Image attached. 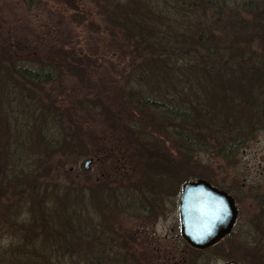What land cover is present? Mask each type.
Returning <instances> with one entry per match:
<instances>
[{
	"label": "trees",
	"instance_id": "obj_1",
	"mask_svg": "<svg viewBox=\"0 0 264 264\" xmlns=\"http://www.w3.org/2000/svg\"><path fill=\"white\" fill-rule=\"evenodd\" d=\"M106 1L110 8L101 13L102 25L100 24V29H97V32H106L108 37H112L109 40L106 38L107 42L110 41L109 46L105 48L106 53L111 51V43H115L118 44L116 55H124L128 52L129 60L132 63L138 61L140 64L131 65V76L126 74V71H122V68H107L106 65H101L102 68L105 67L101 70L108 79L107 82L95 87H99V91L93 102L84 101L78 106L82 112L81 116L78 114L79 110L72 115L64 111L68 114L69 123L78 136L85 129L83 119L89 120L92 123L91 127H94L97 122H100V126L103 124V133L117 141L114 144L118 146V152L109 150L104 141L93 140V143H89L86 136L84 139L79 137V139L67 141L66 134L65 139L62 140L57 137V134H50L51 136L46 137L49 141V150H53L44 156L41 155L44 158L40 165L41 174L33 179L31 174L27 175L23 172L24 169H21L14 174L13 178L7 177L4 181L3 176H7V172L2 173V170L11 171V165L7 157L0 154V207H6V210H9L14 206L18 207V203L19 205L24 203L26 207L23 209H26L27 216L23 222L29 221L26 226L33 228L39 235L37 238L41 237L40 241L46 245L52 242L53 245L59 244L64 238L66 240L72 236L71 232L81 226H85L83 234L86 233L85 229L88 226H94L90 224L91 218L80 211L71 212L68 215L60 212L55 215L56 210L52 208V204L61 203L60 206L68 207L70 204L74 205L79 199H87L95 209L97 204L99 209L103 208L102 212L107 213V223L104 222L109 234H114L112 229L116 227L117 219L110 218L120 217V215L125 218H136L137 212H140L145 219H149V211L154 210L156 206L155 199L158 200V197L162 195L165 197V189L169 187L163 177L174 176L172 169L165 165L166 161L162 163L161 159H171V157L175 159L176 154L183 155V159H195L198 153L207 155L212 153L214 156L223 158V155L225 157L230 153L229 146H235L238 142L233 128L241 127V116L244 117L245 122L247 118L250 120V123L247 122V126L242 128L253 126L257 123L256 120L261 121L264 117V34L256 31L257 34L253 35L249 25L240 17L241 14L246 13L253 19H257V22L264 21V0L252 2L246 0H154V3L147 2L146 5L141 4V0ZM126 3L132 5L131 9L127 10ZM235 8L238 10V15L234 12ZM116 11L119 12L114 13ZM260 17L263 20L259 19ZM258 24L261 26L259 22ZM116 37L121 38L118 40ZM243 42L248 45L258 44V46L256 49L246 51L241 48ZM238 44L240 45L237 46ZM145 54L149 55L148 60L143 58ZM113 56L114 52L109 55L111 58ZM81 57L80 54L78 58ZM93 58L92 62L107 60L100 59L96 55H93ZM2 64L0 65V94L4 93V96H7L4 97V109L8 110H5L0 117V143L1 141L14 142L12 135L11 137L9 134L6 135L10 124H6L4 118L8 120L10 116H18L17 123L23 126L27 122L34 125L33 129L31 127L22 129L18 137L23 140L26 138V142L30 141L34 144L37 140L34 134L40 133V142L45 147L47 141H41L44 139L41 134L45 128L41 118L42 115L47 117L50 111L38 112L41 109L39 105L43 102L38 99L46 98V101L52 99L43 92V86L55 80L53 77L56 76L52 71L55 67L53 61H47L39 71L18 61L9 60ZM66 69L68 68L61 69V77L67 78V74L70 75L69 72L64 71ZM93 69L96 74L98 68ZM122 77L127 79V83L123 84L125 80L121 81ZM131 80L135 85L148 89L146 91L151 93L150 96H142L140 91L136 92L132 89L138 94L137 104L133 103L131 97L123 94L118 95L119 101L115 103L116 97L111 99L110 94H117L118 90L121 92L122 86L125 84L128 86ZM201 82L204 87L201 86ZM12 87L19 89L14 90ZM227 96L228 99H225ZM219 101L221 104L230 101L236 109L239 108L242 111L243 115L239 116L236 112L218 114L217 111L221 108ZM246 111H249V114H245ZM63 115V111L53 112L48 117L51 118L53 125H58ZM139 125L141 130H148V135L140 134ZM171 142L174 148L171 147ZM84 150L89 151L84 154ZM2 151L6 153L5 150ZM113 152L117 155V158L111 162L115 168L116 164L124 159L141 160L142 174L139 178L141 185L138 179L135 186L139 187L137 188L139 194L156 197L153 203L150 201L149 206H135L132 202V205H129L126 203L128 198L123 201L120 196L126 198L130 195L119 196L109 191L115 190L116 187L110 188L108 176L105 177L104 173L92 181L91 189L89 181L80 180L77 176H66L61 180L60 176L64 174L62 171L65 163L74 162L75 164L79 160L76 158L81 155H88L98 161L100 159H95L96 157L106 154L105 158L110 161V158L114 156ZM55 172L58 174L62 172V174L53 178ZM110 172L114 173V181L117 182L118 187L121 186L122 190L129 186L124 183L128 179L118 177L113 167ZM66 175H70L69 171ZM14 188L23 189L22 194H16ZM56 189L61 191L62 195L60 199L57 198L51 202L50 199L53 198ZM6 190L9 192L4 193ZM157 192H159L158 195ZM101 193L106 197L104 206L103 203L94 201V198L95 200L99 198ZM27 196L31 197L27 198ZM168 196L171 197L173 194ZM17 198L20 199L16 200ZM144 202L146 203L145 200ZM96 210L101 214L100 210ZM52 214L54 216L52 219H56L54 221L56 225H66L60 227L62 230L56 231L54 226L51 228L49 219ZM56 217L61 218L62 222ZM70 218L74 220L70 221ZM100 226L98 224V227ZM60 243L66 244V241ZM262 254V256L257 254L250 257V264H264V251ZM25 257L28 256L23 258ZM27 259L29 260V257ZM108 261L112 262L111 259Z\"/></svg>",
	"mask_w": 264,
	"mask_h": 264
},
{
	"label": "rangeland",
	"instance_id": "obj_2",
	"mask_svg": "<svg viewBox=\"0 0 264 264\" xmlns=\"http://www.w3.org/2000/svg\"><path fill=\"white\" fill-rule=\"evenodd\" d=\"M116 1L120 2L118 0ZM140 2L146 5L147 2L154 3V0H141ZM126 5L128 7L127 10L131 9V4L126 3ZM108 7L109 5L106 0H0V65H3V62L12 60L29 66L35 69V71H39L42 68L41 66L45 65L47 61H53L55 67H60L61 69L66 67L68 69L64 71L70 73V75L67 74V78H65L63 76L61 77V69L55 67L53 70L50 69L56 77H53L55 79L54 81L43 86V92L52 99H47V101L46 98L38 99L40 102L43 101L41 105H39L41 109L38 112L47 113L50 111L47 117L42 115L43 119L39 115L45 126L41 134L42 137H44L41 141H47L45 147L43 143L40 142V133L34 134L37 137L34 144L32 142L30 143V141L26 142V138L23 140L18 137L22 129L25 130V127H31L33 129L34 125H30L28 122L25 126L17 123L16 121L19 119L18 116H10L8 120L4 118L6 124H10L8 125L9 129L6 131V135L9 134L10 137L12 135L14 142L10 143L8 141L4 143L1 141L0 143V154L6 156L11 165V171L2 170V173L7 172V176L2 175L4 178L3 181L7 177L13 178L14 174H17V171L21 169H24L23 172L27 175L31 174L33 179L37 178L41 174L40 165L41 161H43L42 159H44L41 155L43 154L44 156V154L53 150H49V141L46 137L50 134H57L60 140L65 139L66 134L67 141L76 140L79 139V137L84 139L86 136V138L89 139V143H93V140H99V142L104 141L108 145L109 150L118 152V146L114 144L117 141L110 139L109 136L103 133V124L100 126V122H97L94 127H91L92 123L89 120L84 121L83 119L85 129L80 132L78 136L74 127L69 123L70 118L68 119L69 116L65 112H70L72 115L73 112L76 113L79 110L78 106L84 101L93 102L96 93L99 91V87H95L100 86V83L107 82L106 80L108 79L103 75L101 69H105V67L102 68L101 65L104 64L107 68H122V71H126V74H130L131 65L140 64L138 61L132 63V61L129 60L128 52L124 55H116L118 44L115 43H111L110 50L112 52L107 51L106 53L105 48L110 44V41L107 42V40L112 37H108L106 32H97V29H100L101 13ZM132 11H134V9ZM118 12L119 11H116L114 13ZM234 12L238 15L237 9ZM240 17L249 25L253 35L257 34L258 31L264 34V21H258L261 24L260 26L257 19H253L250 15H246V13L241 14ZM259 19L263 20L261 17ZM155 29L157 30L159 28ZM106 38L108 39L106 40ZM116 38L120 40L121 37ZM241 45L242 47H240L246 51L256 49L258 46V44L248 45L245 43ZM95 52H97V54H94ZM113 52V58L109 57ZM80 54L82 55L80 58L82 59L81 61L78 58ZM93 55H96L100 59L107 60H104V62H92L91 60L94 59ZM145 55L146 56L143 58L148 60L149 55ZM101 56L105 57L103 58ZM74 57L75 59H73ZM76 60H78V62ZM94 67L98 68L96 74L93 69ZM59 71H61V73ZM120 80H125L123 84L127 83V79L124 77ZM133 82L134 81L131 80L128 86L126 84L122 86L121 92L118 90V92H116L117 94L111 93L110 98L116 97V103V101H119L118 95L123 94L124 96L131 97L133 103L135 102L137 104L139 100L137 97L138 94L133 90L136 92L140 91L142 96L151 94L146 91L148 89L137 86ZM9 86H7V89H9ZM201 86L204 87L202 82ZM3 87L6 88V86ZM118 87L119 86H117V88ZM12 89L16 90L19 88L12 87ZM4 97H7L4 96V93L0 94V117L5 110H8L4 109ZM225 99H228V96ZM38 100L36 99V102ZM131 106L134 107L135 105L131 104ZM220 106L221 108L217 111L218 114L236 112L239 116L243 115L242 111L239 108L236 109L230 101L222 104L220 102ZM20 109L22 110V107H20ZM62 111L64 115L60 123L58 125L56 124L57 126L55 124L53 125V122L50 120L51 118L48 116L53 112L61 113ZM78 114L81 116V110H79ZM245 114H249V111H246ZM72 118L74 119V116ZM247 122L250 123V120L247 118L245 122L244 117L241 116V127H232L233 132L237 135L238 142H236L237 144L235 146H229L231 151L225 157L223 155V158L214 156L212 153H208V155L198 153L195 159H183V155L180 154H176L175 159H173V157H171V159H161L162 163L166 161L165 165L172 169V175L174 177H163V180L169 188L165 189V197L162 195L158 197V200L155 196L149 197L150 195H142L137 192V188L139 187L135 185L142 174L141 160L124 159L118 162L115 168L114 164L111 163L117 158L115 152H113L114 156L110 158V161L105 158L106 154L96 157L95 159L100 160H94L95 162L91 166L89 172H83L81 166L86 159L92 158L88 155H81L79 158H76L79 160H77L75 164L74 162L64 164V170L62 172H64L65 175L63 174L60 178L62 180L66 178V176H77L80 180L89 181L91 189L92 181L96 177H99L101 173H104L105 177L108 176L110 188L116 187L115 190L112 189L109 191L119 196H124L126 194L130 195V197L126 198L120 196V199L123 201L128 198L126 203H129V205L133 203L135 206H149L150 201L153 203L156 198L157 207L155 206V209L165 204L162 216L158 218L155 228L157 237L163 236L164 228L166 227L167 231L170 230L178 219L175 206L178 203L179 193L177 195H174V193L180 190L187 181H195L198 179L209 181L217 188L226 191L234 197L239 213H241V222H245L249 219L253 221V223L259 224L261 228V230H259V226H252L250 231L248 225L242 227L243 223L237 222L235 232L236 238L233 239L235 243L230 244L229 248L235 251V259L240 264H246L245 253H259V255L262 256V251H264V231L262 229L264 225V117L261 121L256 120L257 123L255 125L242 128L247 126ZM139 128L140 134L148 135L147 129L144 131L141 130L140 125ZM169 129L171 130V128ZM74 135H76V137ZM22 136L24 137V134H22ZM38 137L40 138L38 139ZM171 147L174 148L172 142ZM2 150H5L8 154L5 155L6 153L4 154ZM88 151L89 150H84V154ZM26 152L27 154L25 155ZM105 159L107 160L105 161ZM112 167L114 171L118 173H116L118 177L120 176L128 179L124 182L129 185L125 187V190H122L121 186L118 187L117 182L114 181V173L110 172ZM67 171H69L70 175H66ZM62 172L59 174H62ZM59 174L57 172L53 173V178H57ZM39 180H41V178ZM139 183L141 185V179H139ZM13 190L19 195L23 192V189L20 188H14ZM127 191L130 192L127 193ZM6 192H9V190H6L4 193ZM168 192H172L173 194L170 200L168 199ZM158 194L159 192H157V195ZM60 195H62V192L56 189L50 201L52 202L57 198L60 199ZM100 195L101 196L96 198V200L94 198V201L100 204L103 203L102 205L104 206L106 197L102 193ZM31 196H27V198ZM18 199L20 198L16 200ZM163 199L168 200L163 203ZM60 205L61 203L52 204V208L56 210L54 213L55 215L60 214V212H64L68 215L71 212L80 211V213H86V216L88 215V217L91 218V222H89L94 226H88L85 229V234H83L85 226H81L76 231H72V236L68 237L66 240L64 238V240L60 241H66V244H61L59 242V244L56 243L53 245L52 242L46 245L40 241L42 239L41 237L37 238L39 235L33 228L30 229L26 226L29 221L23 222L27 216L26 209H23L26 207L24 203H22V205L18 203V207L14 206L9 210H6V207H0V264H104V239L99 236L101 234V229L98 227V224L103 226L104 221L107 223V213L102 212L101 210L103 208L99 209L96 204V209L101 211V214L97 213V210L87 199H79L74 205L70 204L68 207L66 205L63 207ZM76 207L77 209H74ZM46 208L49 209V206L46 205ZM138 214H140V212H137V215ZM71 215L73 217V214ZM53 217V214L50 215L49 221L51 228L54 226V230H62L60 227L66 225H56L54 222L56 219H52ZM142 217L141 214L138 216V219L142 221ZM152 217L154 219L155 214ZM56 218L61 219L58 217ZM110 219H117V223L115 224L116 227L112 229V231L114 235H125V241L123 237L121 238H123L124 243L130 247L129 252L132 248L131 241L132 239L134 240L133 235L135 231L142 232L143 229H146L150 233V226H145L143 228V222L135 220V217L125 218L120 215V217L118 216ZM73 220V218H70V221ZM114 223L115 222H113V224ZM77 234L79 235L76 236ZM109 236H113V234H109ZM122 254L125 256L126 254L128 255L126 251L120 253V255ZM24 256H28L29 260L27 259L28 257L23 258ZM35 257L37 259H35ZM111 260L112 262L108 261L106 264H118L117 262L120 261L118 256ZM129 264H132L131 260Z\"/></svg>",
	"mask_w": 264,
	"mask_h": 264
},
{
	"label": "flooded vegetation",
	"instance_id": "obj_3",
	"mask_svg": "<svg viewBox=\"0 0 264 264\" xmlns=\"http://www.w3.org/2000/svg\"><path fill=\"white\" fill-rule=\"evenodd\" d=\"M246 1L252 2L253 0ZM222 191L232 198L236 209V218L230 232L227 235L223 236L218 242H216L212 246H209L204 249H195L188 245L183 239L181 235V223L179 220L178 211V203L180 200L181 190H178L176 193H174V195H177L179 193L178 203L175 206L178 215V219L176 220L175 225L172 226L171 229L168 231L165 227L163 230V236L157 237L155 233V228L157 225L158 218L162 216L165 204H163L162 207L158 206V209L149 211V219H145L144 217H142V221H140V219H138V216H140L141 214H138L135 220L143 222V228L145 226H150V233L146 229H143L142 232L135 231L133 235L134 240L132 239L131 241L132 248L130 252V247L126 243H124L125 236L118 234H113V236H109V231L107 230L106 223L104 222V225L100 226L101 234L99 235L104 239V264H106L109 259H115L117 256L120 260L119 262H117L118 264H129L130 260L132 264H240L235 259V251L232 248H229L230 244L235 243L233 239L236 238L235 232L237 228V222L243 223L242 227H244V225H248V229L250 231L252 226L258 227L259 224H255L249 219L245 222H241V213H239L236 200L226 191ZM168 194L171 195L172 192H168ZM168 199L170 200L171 197H168ZM168 199H163V201H166ZM154 214L156 219L151 218V216H153ZM262 229L264 231V225ZM259 230H261L260 226ZM121 237L124 238V241ZM123 251H126L128 255H120V253H122ZM257 254L259 253H245V263L247 262L246 264H250L249 258Z\"/></svg>",
	"mask_w": 264,
	"mask_h": 264
},
{
	"label": "water",
	"instance_id": "obj_4",
	"mask_svg": "<svg viewBox=\"0 0 264 264\" xmlns=\"http://www.w3.org/2000/svg\"><path fill=\"white\" fill-rule=\"evenodd\" d=\"M91 164L92 160H86L81 169L86 172ZM178 211L181 235L195 249L218 242L230 232L236 218L231 197L204 180L188 182L181 187Z\"/></svg>",
	"mask_w": 264,
	"mask_h": 264
}]
</instances>
